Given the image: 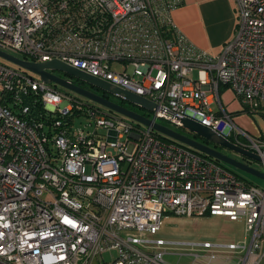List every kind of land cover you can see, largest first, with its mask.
<instances>
[{"label":"built area","instance_id":"1","mask_svg":"<svg viewBox=\"0 0 264 264\" xmlns=\"http://www.w3.org/2000/svg\"><path fill=\"white\" fill-rule=\"evenodd\" d=\"M235 1L236 33L218 55L174 23L183 0H0V49L65 62L151 100L156 122L181 128L193 119L264 160V140L221 98L230 87L245 112L264 115V0ZM23 93L43 104L41 119H31ZM64 96L0 62V264H173L172 254L262 264L264 187L125 116L72 95L63 104ZM75 109L93 118V130L73 129ZM167 212L243 218L245 236L149 239Z\"/></svg>","mask_w":264,"mask_h":264},{"label":"water","instance_id":"2","mask_svg":"<svg viewBox=\"0 0 264 264\" xmlns=\"http://www.w3.org/2000/svg\"><path fill=\"white\" fill-rule=\"evenodd\" d=\"M0 57L17 65L18 67L28 72L37 74L45 82L48 83L51 82L54 84L61 85L62 87H65L75 93H78L79 95H82L100 104L101 106L116 112L117 114L125 116L137 123L146 125L147 127L152 128L154 131L158 132L159 134L165 136L170 140L179 142L193 150L206 154L211 158L217 159L222 163L228 164L232 167L238 168L252 175H255L261 179H264V172L246 163H243L242 161L234 157H231L223 152L218 151L216 148H213L209 144L205 143L203 140H208L216 144H220L241 155L250 157L256 161L264 162L260 154L245 147L237 145L236 143L232 142L231 140L221 135L219 132L211 129L210 127L204 126L193 119L183 118L181 120L183 124L181 129L185 131L184 133L183 131L181 132L177 129H173L169 126H166L162 123L156 122L154 121L153 118H149L148 116L142 115L106 97L100 96L96 93L90 92L77 85H74L73 81L71 80H66L59 77L53 72V70H58L62 73L71 75L81 81L87 82L95 87H98L124 101L139 106L147 111H153L155 109V103L152 102L151 100L141 95H137L129 90L113 85L93 75H90L76 67L66 64L65 62H62L57 59L47 62H33L18 57L14 54L8 53L6 51H3L1 49H0ZM22 97L25 101V104L30 108L31 119L33 120L41 119L42 118L41 111L34 104L32 97L26 93H23ZM186 131L192 133L191 134L192 136H190ZM194 135L201 138L202 141L194 137Z\"/></svg>","mask_w":264,"mask_h":264},{"label":"rangeland","instance_id":"3","mask_svg":"<svg viewBox=\"0 0 264 264\" xmlns=\"http://www.w3.org/2000/svg\"><path fill=\"white\" fill-rule=\"evenodd\" d=\"M8 53L14 54L18 57H23L24 55L20 52H16L13 50H8ZM0 62L13 67L18 68L17 65L3 59L0 57ZM113 68L117 71H123L125 68H128L127 64H124L123 62H114ZM55 74L60 73L58 70H53ZM35 76L39 77L37 74H34ZM71 81H73L74 85H78V79L77 78H71ZM53 87L57 90H60L63 94H67L69 96L63 97V104L69 102L70 95L74 96L75 94L65 88L61 85L54 84ZM230 93V99L229 101H232L229 105H227L228 98L226 97L227 93ZM222 101L224 103V106L226 110L231 113V108H235V110L243 109V104L241 103V100L238 98L234 90L230 87L226 88L225 92H222L221 95ZM215 108H217V105H214ZM231 107V108H230ZM240 107V108H239ZM105 111H107V108L104 107ZM75 115V120L73 123V129L79 130V129H85L90 130L95 128V123L93 122V118L89 115H87L85 112H82L81 110L75 109L73 112ZM148 117L152 116L153 114L151 111H145L144 112ZM244 113V114H243ZM239 116H248L251 118L255 123V131L247 130L248 133L253 136L254 138L264 140V115L260 113L250 114L245 111H242ZM235 119V118H234ZM157 122L162 123L166 126H169L173 129H178V127L171 122L159 118ZM92 123L91 126H89ZM242 127V126H241ZM103 134L106 132L103 130ZM188 134H192L188 131H186ZM226 167L234 171L236 174L240 175L242 178L247 180L248 182H251L255 185H258L260 187H264V179H261L255 175H252L248 172H245L243 170H240L238 168L232 167L228 164L223 163ZM254 166L259 169L260 171L264 172V162L256 161L254 162ZM149 239H164L169 241H180V242H186V241H208L212 243H218V242H237L239 240H242L245 236V226H244V219L239 218L238 220H231L228 217L224 216H181L176 215L171 212H167L163 219V225L160 229V231L157 234H147L146 235ZM114 252L108 251L104 252L102 257L105 261H110L113 259ZM166 260L173 264H201V262L194 263V257L185 255H166ZM230 264H235L234 261H232Z\"/></svg>","mask_w":264,"mask_h":264},{"label":"crops","instance_id":"4","mask_svg":"<svg viewBox=\"0 0 264 264\" xmlns=\"http://www.w3.org/2000/svg\"><path fill=\"white\" fill-rule=\"evenodd\" d=\"M173 20L195 45L212 55L222 52L225 45L234 37L239 22L235 0H183L182 5L173 12ZM225 90L224 87L222 92ZM230 96V93L226 94L228 101ZM231 102L229 101L227 105L230 106ZM231 111L239 126L255 131V123L251 118L239 116L243 109L235 110L232 107ZM216 264L225 263L220 259Z\"/></svg>","mask_w":264,"mask_h":264},{"label":"flooded vegetation","instance_id":"5","mask_svg":"<svg viewBox=\"0 0 264 264\" xmlns=\"http://www.w3.org/2000/svg\"><path fill=\"white\" fill-rule=\"evenodd\" d=\"M56 75H58L59 77H61L63 79H66V80H70L71 78L72 79L74 78L73 76L65 74V73H62V72H60V73H58ZM78 82L79 83H78L77 86H79V87H81L83 89H86V90H88L90 92L96 93V94H98L100 96L106 97V98H108V99H110V100H112V101H114L116 103H119V104H121V105H123L125 107H128V108H130V109H132V110H134V111L146 116V114L144 112L147 111V110L142 109L141 107L136 106V105H134L132 103H129L127 101H124V100H122V99H120V98H118V97H116V96H114V95H112V94H110V93L98 88V87H95V86H93V85H91V84H89L87 82L81 81L79 79H78ZM73 93L75 94L74 97L77 98V99H80L81 101H83L84 104L91 105V106H97V107H99L101 109H104V107L101 106L100 104H98V103H96V102H94V101H92V100H90V99H88V98H86V97H84L82 95H79L78 93H75V92H73ZM107 112L110 113V114H113V115L117 114L116 112H114V111H112L110 109H107ZM203 141L205 143L209 144L210 146H212L213 148H216L218 151L223 152V153H225V154H227V155H229L231 157H234V158H236V159L242 161L243 163H246V164H248V165H250L252 167H255L254 166V162H256V160H254V159H252L250 157L241 155V154H239V153H237L235 151H232L231 149H229V148H227L225 146H222L220 144H216V143L208 141V140H203Z\"/></svg>","mask_w":264,"mask_h":264},{"label":"trees","instance_id":"6","mask_svg":"<svg viewBox=\"0 0 264 264\" xmlns=\"http://www.w3.org/2000/svg\"><path fill=\"white\" fill-rule=\"evenodd\" d=\"M33 99H34V101H35V103H36V106L40 109V111H42L43 113H44V107H43V104L41 103V102H38L36 99H35V97H32ZM10 99H8V101H9ZM244 111V110H243ZM232 114V113H231ZM27 120H29V121H31V119H30V117H27ZM177 130H179V131H183L184 133H185V131L184 130H182L181 128H178ZM159 136H161V137H165V136H162L161 134H159L158 132H156ZM190 136H192L191 134H189ZM194 137H196L197 139H199V140H201L202 141V139L201 138H199L198 136H196V135H194ZM166 138V137H165Z\"/></svg>","mask_w":264,"mask_h":264}]
</instances>
